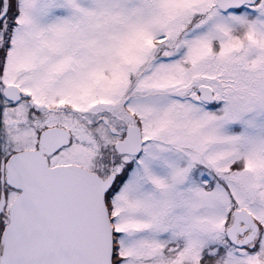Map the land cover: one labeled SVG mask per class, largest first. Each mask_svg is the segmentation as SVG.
<instances>
[{
  "label": "snow or ice",
  "instance_id": "snow-or-ice-1",
  "mask_svg": "<svg viewBox=\"0 0 264 264\" xmlns=\"http://www.w3.org/2000/svg\"><path fill=\"white\" fill-rule=\"evenodd\" d=\"M0 264H264V0H0Z\"/></svg>",
  "mask_w": 264,
  "mask_h": 264
}]
</instances>
